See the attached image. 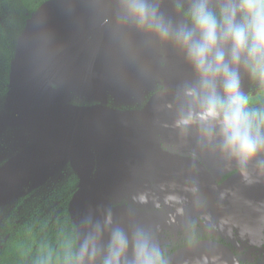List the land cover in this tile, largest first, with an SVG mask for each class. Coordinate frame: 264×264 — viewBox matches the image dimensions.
<instances>
[{
	"label": "flooded vegetation",
	"instance_id": "af4514ba",
	"mask_svg": "<svg viewBox=\"0 0 264 264\" xmlns=\"http://www.w3.org/2000/svg\"><path fill=\"white\" fill-rule=\"evenodd\" d=\"M153 40L158 56L149 50L133 79L94 100L91 120L52 118L40 149L22 127L0 134V167L28 147L33 167L0 184V264H68L82 223L90 217L103 224L109 214L129 235L138 227L149 232L164 264H264L257 193H264V166L253 162L245 175L222 155L218 137L209 142L195 127L177 126L184 90L198 84L189 74L171 75L177 94L168 93L151 120L143 116L166 88L163 42ZM244 86L249 107L264 112V88L242 70Z\"/></svg>",
	"mask_w": 264,
	"mask_h": 264
},
{
	"label": "water",
	"instance_id": "95a60500",
	"mask_svg": "<svg viewBox=\"0 0 264 264\" xmlns=\"http://www.w3.org/2000/svg\"><path fill=\"white\" fill-rule=\"evenodd\" d=\"M157 2L159 12L173 25L187 23L184 12L189 0ZM122 16L121 0H45L32 11L15 35L6 90L0 95V134L22 127L35 136L34 148L40 149L47 143L48 127L55 124L52 118L65 113L94 118V100L106 97L114 83L133 79L149 50L158 56L154 34ZM163 49L166 88L146 106L143 116L150 120L168 93L177 94L171 75L177 79L178 74H189L197 81L183 51L171 42H163ZM247 91L244 86L243 92ZM75 98L83 100L81 105L75 104ZM30 148L0 167V184L30 173ZM257 160H262L259 155ZM257 193L264 202V193Z\"/></svg>",
	"mask_w": 264,
	"mask_h": 264
},
{
	"label": "clouds",
	"instance_id": "9594fccd",
	"mask_svg": "<svg viewBox=\"0 0 264 264\" xmlns=\"http://www.w3.org/2000/svg\"><path fill=\"white\" fill-rule=\"evenodd\" d=\"M122 18L138 29L171 42L185 54L198 80L184 90L177 126L195 127L201 137L219 138L222 155L247 175L264 152V112L249 107L241 71L264 88V0H189L187 23L173 25L159 12L157 0H121ZM66 255L68 264H164L152 235L136 228L130 235L90 217ZM107 234V244L104 237ZM131 249V259H128Z\"/></svg>",
	"mask_w": 264,
	"mask_h": 264
},
{
	"label": "trees",
	"instance_id": "16d2710c",
	"mask_svg": "<svg viewBox=\"0 0 264 264\" xmlns=\"http://www.w3.org/2000/svg\"><path fill=\"white\" fill-rule=\"evenodd\" d=\"M45 0H0V95L6 90L14 39L28 15Z\"/></svg>",
	"mask_w": 264,
	"mask_h": 264
}]
</instances>
